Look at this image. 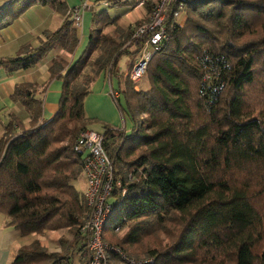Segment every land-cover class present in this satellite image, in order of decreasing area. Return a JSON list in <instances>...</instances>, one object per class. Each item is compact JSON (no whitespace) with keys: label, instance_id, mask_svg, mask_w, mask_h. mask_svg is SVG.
Wrapping results in <instances>:
<instances>
[{"label":"trees","instance_id":"16d2710c","mask_svg":"<svg viewBox=\"0 0 264 264\" xmlns=\"http://www.w3.org/2000/svg\"><path fill=\"white\" fill-rule=\"evenodd\" d=\"M36 4L64 20L36 47L0 58L7 71L34 67L55 45L71 54L79 43L61 0H7L0 29ZM114 20L92 13L79 56L66 67L53 60L49 78L62 83L53 116L41 119L42 99L29 83L16 84L10 95L27 111V128L11 112L3 123L0 110V213L21 235H71L59 252L38 240L15 249L10 264H86L80 226L87 206L74 185L84 160L73 146L81 130L98 123L83 101L101 71L116 81L115 103L130 124L126 131L101 123L97 131L119 183L103 241L150 260L145 264H264V0H184L181 10L171 3L167 40L147 64L146 89L117 71L120 55L134 60L143 39H132L135 28L121 40L103 33ZM116 227L124 229L120 236Z\"/></svg>","mask_w":264,"mask_h":264},{"label":"crops","instance_id":"0c3cea01","mask_svg":"<svg viewBox=\"0 0 264 264\" xmlns=\"http://www.w3.org/2000/svg\"><path fill=\"white\" fill-rule=\"evenodd\" d=\"M61 1L66 8L74 7L79 3L78 0ZM64 17L65 15H62L58 10L47 5H33L10 25L0 29V58L13 57L23 47H36L43 40L44 32L58 28ZM89 18L91 19V16L87 13H82L80 23H83L78 27L79 43L71 54L66 53L60 45H55L32 68L23 71H7L0 67V110L3 112L1 115L3 123L7 120L6 114L11 112L21 120L25 128L29 126L30 117L25 108L10 98L13 88L19 83L35 85L36 94L42 99V120H47L53 116L58 109L62 83L57 78H49L48 69L55 58L62 59L66 67L68 63H72L79 56L83 47L82 42L88 36ZM183 21L184 19L181 23ZM115 82L114 79L110 80L104 71H101L90 85V92L83 101V108L88 117L98 120L99 125V122L107 123L113 127L128 130L130 124L121 116L115 98L112 96V90L116 86ZM7 221L8 218L0 213V264H10L13 250L27 246L35 240L40 241L49 251H59L62 235L71 240V235L66 229L21 235L19 230L9 225ZM50 244L55 246H50ZM79 255L76 250L72 251V258L75 263L80 262Z\"/></svg>","mask_w":264,"mask_h":264},{"label":"built area","instance_id":"2783aa9c","mask_svg":"<svg viewBox=\"0 0 264 264\" xmlns=\"http://www.w3.org/2000/svg\"><path fill=\"white\" fill-rule=\"evenodd\" d=\"M79 0V3L68 9V14L76 27H79L82 13L92 10L96 5L108 6L113 3H125L128 6H142L146 1H153L148 18L135 27L132 39H143L137 57L126 68L124 78L135 83L140 81L146 71L147 64L155 51L167 40L164 16L171 3L182 8L184 0ZM177 14V13H176ZM112 96L118 92L112 90ZM74 150L83 156V175L85 188L82 191L87 214L80 226L84 235L86 264H110V255H116L125 264H145L150 260L127 257L119 248L103 241L102 232L107 221L115 212L112 202V191L119 183L113 177V162L105 152L103 139L99 132L92 129L81 130L74 142ZM124 192V189L123 191ZM120 228L116 227L115 231Z\"/></svg>","mask_w":264,"mask_h":264},{"label":"rangeland","instance_id":"374dc122","mask_svg":"<svg viewBox=\"0 0 264 264\" xmlns=\"http://www.w3.org/2000/svg\"><path fill=\"white\" fill-rule=\"evenodd\" d=\"M6 1L7 0H0V6L3 5ZM130 1L131 0H129L128 2H130ZM78 2H79V0H78ZM152 3H153V1H146L142 6H133V5L127 6L126 2L122 3V4H113V5H108V6L96 5L92 10H86V11H84V13H87L89 16H91L92 13H95V14H99L102 18H104V16L105 17L108 16L109 18H114L115 19L114 22L112 24L104 27L102 32L109 35L110 37H112L116 40H121L128 30L135 28L136 24L138 22H143L148 18L150 10H151L148 7V5L152 6L153 5ZM175 17L179 23H181V21L184 19L183 13H178ZM82 23H80V24L82 25ZM90 23H91V19L89 18V25H88L87 31H89ZM80 31H81V26H80ZM86 40H87V37L82 42V44H83L82 50L86 44ZM105 49H106V46H103V47H100L99 49H97L96 51L93 52V54L91 55V57L89 59L88 66L84 69L85 73H92V71H93V68L91 66L92 60H94L96 57H98L100 54H102ZM130 49H132V47H130ZM136 57H137V55H136ZM131 58H132V56H130L128 54L120 55V57L118 59V64H117V71H119V72L124 71L125 72L127 66L133 61V60L131 61ZM129 61H131V62H129ZM122 74L124 77V73H122ZM136 86H137V89H146L147 88V83L144 79V76L140 81H138L136 83ZM99 123L101 124V122H99ZM127 125H128V123H127ZM91 127H92V130L94 129L96 131H101V127L98 123H95ZM126 131H128V130H126ZM74 185L79 191L84 190L85 180H84L83 174H81V176L74 183ZM123 231H124V229H120L119 231H116L115 236H120ZM61 237H62V239L60 240L59 244H63L64 242L69 240L64 235H62ZM162 237H164V236L162 235ZM50 246H55V245L50 244ZM62 250H63V248L60 247L59 251H62ZM140 260H142V259H140ZM109 263L110 264H125L117 256H114V255H110Z\"/></svg>","mask_w":264,"mask_h":264}]
</instances>
